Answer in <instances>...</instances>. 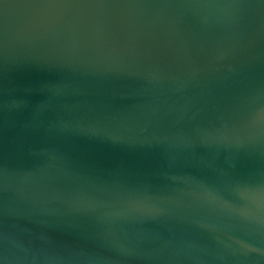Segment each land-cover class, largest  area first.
<instances>
[{
    "label": "water",
    "instance_id": "water-1",
    "mask_svg": "<svg viewBox=\"0 0 264 264\" xmlns=\"http://www.w3.org/2000/svg\"><path fill=\"white\" fill-rule=\"evenodd\" d=\"M0 264H264V0H0Z\"/></svg>",
    "mask_w": 264,
    "mask_h": 264
}]
</instances>
